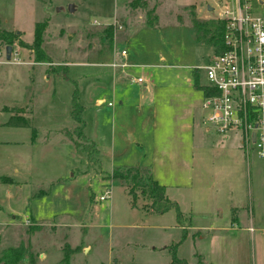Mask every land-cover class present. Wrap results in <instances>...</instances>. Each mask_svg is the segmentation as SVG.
<instances>
[{"label":"rangeland","instance_id":"1","mask_svg":"<svg viewBox=\"0 0 264 264\" xmlns=\"http://www.w3.org/2000/svg\"><path fill=\"white\" fill-rule=\"evenodd\" d=\"M131 1L0 0V30L17 37L11 45L0 42V85H14L8 82L18 65L50 70L47 82L34 69L15 84L30 99H40L45 112L35 113L32 101L0 112V252L19 248L18 264H168L173 246L175 257L207 263L214 245L206 232L187 229L182 238L175 212L147 214L149 200L139 192L143 180L133 178L147 168L166 189L178 186L173 193L189 228L215 220L199 213L212 195L230 189L242 227L233 228L235 243L227 254L235 264H257V257L264 264V231H254L251 241V233L241 229L250 213L246 192L264 178V158L252 150L246 156L238 152L237 132L205 131L193 86L194 74L205 84L199 68L213 51L195 42L191 19L214 20V0H145L156 14L154 27L145 25L140 8L129 7ZM257 1L264 0H249L252 8ZM43 21L42 49L50 64L34 63L31 50L17 42L30 44L34 24ZM113 21L121 29L113 30L108 48L101 30ZM6 46L13 52L9 60ZM118 49L126 50L131 66L113 71L107 64ZM114 73L125 79L116 80ZM137 77L144 83L130 82ZM74 91L81 105L77 113ZM6 103L0 100V106ZM19 106L34 111L24 118L28 126L6 125L10 117H22ZM188 112L190 129L177 150L174 124ZM235 152L241 169H233L229 181L218 171L236 161ZM106 190L109 199L99 201ZM130 191L136 209L129 204ZM11 207L13 217L6 214Z\"/></svg>","mask_w":264,"mask_h":264},{"label":"built area","instance_id":"2","mask_svg":"<svg viewBox=\"0 0 264 264\" xmlns=\"http://www.w3.org/2000/svg\"><path fill=\"white\" fill-rule=\"evenodd\" d=\"M255 6L252 8L249 0H214V18L223 23L222 50L199 68L205 80L199 109L205 130L217 135L237 132L240 149H251L257 159H263L264 1H257ZM112 24L114 31L121 29L117 22ZM126 56L125 49L114 50L107 65L113 71L129 67ZM13 63L20 64L17 60ZM130 82L140 85L144 79L137 77ZM107 106L112 107V103ZM109 197L106 190L98 199Z\"/></svg>","mask_w":264,"mask_h":264},{"label":"crops","instance_id":"3","mask_svg":"<svg viewBox=\"0 0 264 264\" xmlns=\"http://www.w3.org/2000/svg\"><path fill=\"white\" fill-rule=\"evenodd\" d=\"M123 41H121L122 43ZM122 48V47H121ZM213 54V53H212ZM74 64V63H72ZM69 67V64H65L64 66ZM21 66L17 69H15L14 71L16 73H14L15 75L10 76V81L8 83L14 84L13 86H9L7 85L6 87L4 85H0V100L3 99L7 100L6 103L7 105H2L5 107L0 106V108L2 109L0 112L5 111V112H11L10 108L13 107V105L17 104H25V103H30V101H32L34 103V109H35V113L36 110H39L41 112H45L46 109L43 108L40 99L38 100V98L35 99V97H32L30 99V97H28L27 95H29L30 93H27V95L25 94L26 90H22L20 89L19 86L15 85L18 84L19 82L24 83L26 77H28L30 71H34L37 70L39 71V73L41 74L42 80L44 82H47L50 78L49 74H46V71L48 69H45V67H42L40 65H37L36 68H32L31 66L28 65H18ZM40 66V67H39ZM51 66V65H50ZM43 68V69H42ZM50 71V70H48ZM54 71V70H53ZM21 76V77H20ZM114 76L116 77V74L114 73ZM119 76V77H118ZM116 80H119V78L121 79V81H123L124 75H122V73H120V75L118 74ZM202 86V85H201ZM200 94V91H199ZM31 95V94H30ZM29 95V96H30ZM27 96V97H26ZM201 96V94H200ZM3 103V102H2ZM97 104L103 103L101 99H97L96 100ZM122 103V101H121ZM20 107V112L18 115L22 116L23 118H26L28 116H30V114L34 111H27V109ZM18 107V108H19ZM182 108H184L183 106H181ZM189 111V110H188ZM187 113V112H186ZM187 115L189 116V112L188 114L185 115H181V117H177V121L174 124V131L176 132V135L174 137V145L176 146L177 150H181L183 148V140L181 135H183L184 132L188 131L190 129L189 125H187L186 119H187ZM155 127L158 126V124H154ZM207 131V130H205ZM251 150L248 149L247 151H243L242 149H240L239 147V143H238V152H243L244 155H247V152ZM238 152H235L236 155V161L232 160L230 162L227 163V165H223L221 167H224L226 169H221L218 171V174L221 175H226L229 179V181L232 178V170L235 168H237V170L241 169V164L240 161L238 159ZM240 156V155H239ZM176 160L179 159V156L177 155V157H175ZM175 158H173L172 155V159L174 160ZM220 167V168H221ZM156 181V180H155ZM157 182V181H156ZM158 183V182H157ZM159 184V183H158ZM164 186V185H163ZM174 188H176V190L178 189V186H169L167 189L164 186V195L165 197L173 202L180 214H181V224H178V228L185 230V232L187 231V229H196V231L199 232H206V237H208V243L213 244V249L212 247H210V250L212 249L213 252L207 256V263L204 261V264H235L233 263V260L231 259V257L227 254L229 251H231V244L234 245L235 241L233 240V238L235 237V233L232 232L234 227H237L239 224L237 222L236 219V214H237V198L235 196V194L232 193V191L230 189H224V190H220L217 194H214L211 196V198H209L206 201V210L204 212H201L199 214H205L206 215H210L213 216L215 220L210 221L207 220L206 224L203 223V220H200L198 226H186L185 225V218L183 215H185V213L183 214L180 209V201L178 199V196H176L173 193ZM246 200L248 205L250 206V213H249V218L247 220V227L241 228L243 230H246L248 232L251 233L250 235V240H253V232H261L264 231L263 229H260L258 227H263L264 225V178L259 179V183L257 184V187L253 189V191H250V189L247 190L246 192ZM129 202V201H128ZM130 204V202H129ZM179 204V206H178ZM136 205V204H135ZM135 205L130 206L132 208H135ZM182 205V204H181ZM169 211H173V209H170L162 214H151V213H147L149 215H156V216H163L164 214H167ZM7 215L13 217L15 214V210L13 209V207L10 208V212L6 213ZM3 215L1 209H0V216ZM205 216V215H204ZM205 222V220H204ZM177 223V222H176ZM188 225V224H187ZM124 227V226H122ZM193 227V228H191ZM238 227H242V226H238ZM252 227H257V228H252ZM258 235L259 233L256 234V236H254V240L257 243L258 240ZM200 238V237H199ZM233 240V242H232ZM232 245V246H233ZM166 247V246H164ZM169 246H167L166 248H168ZM234 248V246H233ZM226 249V250H225ZM233 251V249H232ZM180 259V258H179ZM257 264H262L260 259L257 257L256 258Z\"/></svg>","mask_w":264,"mask_h":264},{"label":"trees","instance_id":"4","mask_svg":"<svg viewBox=\"0 0 264 264\" xmlns=\"http://www.w3.org/2000/svg\"><path fill=\"white\" fill-rule=\"evenodd\" d=\"M131 8H140L143 11L145 17V25H153L156 23V14L153 12L152 8H148L145 0H132L129 4ZM192 26L196 30L195 42L197 44H201L207 46L212 49L213 54L217 51L222 50L221 45V37L223 32V23L220 20L213 19H205L202 21L196 20L195 18L191 19ZM46 27V21L37 22L33 26V39L30 44L18 42V45L21 47H25L31 50L33 55L34 63H46L50 64L47 55L42 49L43 45V32ZM112 26L110 24L106 25L102 30L101 34L102 38L108 40L107 47L110 48L111 39H112ZM16 35L7 33L0 30V42H3L4 45H11L16 41ZM63 71L67 70V67L63 66L61 68ZM196 73V72H195ZM193 86L195 89L200 91L201 95L204 90L203 86L199 85L197 74H194V83ZM205 92H203L204 94ZM71 106L74 113L80 111L81 105L77 103L76 92L74 91L71 95ZM9 126L15 127H27L28 121L23 117L13 116L9 118V121L6 123ZM66 134V133H65ZM144 176L134 175L133 178L137 181H142L140 184V195H142L145 199L149 200V212L151 214H162L170 209H173L175 212V220L177 224H181V214L177 208V206L169 201L164 195V186L158 184L155 180L151 178L149 169L145 168L143 170ZM118 177V176H117ZM120 177V176H119ZM132 190V189H131ZM131 194L130 204L131 206L135 205L134 198L135 195L132 194V191L129 192ZM133 197V199H132ZM136 199V198H135ZM186 235L185 230L182 229V238ZM21 252L18 248L8 247L0 252V262L3 264H18L21 259ZM168 264H189L184 259H179L175 257L174 247L171 246V259ZM192 264V263H191Z\"/></svg>","mask_w":264,"mask_h":264},{"label":"water","instance_id":"5","mask_svg":"<svg viewBox=\"0 0 264 264\" xmlns=\"http://www.w3.org/2000/svg\"><path fill=\"white\" fill-rule=\"evenodd\" d=\"M69 9L71 10V7H69ZM206 10L207 11H211V8L209 6H207ZM4 51H5V59L9 60L10 53H11V47L10 46H6ZM251 137H252V134H251Z\"/></svg>","mask_w":264,"mask_h":264}]
</instances>
